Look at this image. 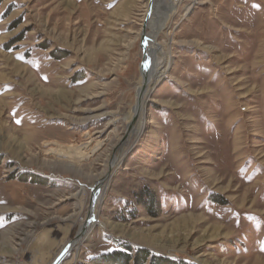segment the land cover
Here are the masks:
<instances>
[{"label":"rangeland","instance_id":"obj_1","mask_svg":"<svg viewBox=\"0 0 264 264\" xmlns=\"http://www.w3.org/2000/svg\"><path fill=\"white\" fill-rule=\"evenodd\" d=\"M147 4L1 0L0 264H51L113 161L94 208L102 224L60 264H96L123 244L264 264V0H180L157 36V59H171L150 86L142 134L111 155L138 101ZM47 224L57 230L44 243ZM17 236L21 251L3 250Z\"/></svg>","mask_w":264,"mask_h":264},{"label":"bare ground","instance_id":"obj_2","mask_svg":"<svg viewBox=\"0 0 264 264\" xmlns=\"http://www.w3.org/2000/svg\"><path fill=\"white\" fill-rule=\"evenodd\" d=\"M151 1L153 3L152 6L149 8V5L147 4L148 8L145 9V13H144L143 18H142V21H143L142 27L147 26L148 28L151 29V32H148L147 34H145L144 39H143L144 40L143 45H144L145 52L147 53L146 54L147 56L145 57V59L143 61V65H142L143 77L141 78L142 80L140 81L139 86H138V90H137L138 95H139L138 101L134 105V107L132 109V113L127 118L128 122L126 124V128H125L124 132H122L119 139L111 146L112 147L111 148L112 149L111 155H113L117 150L119 152L122 145L125 144V142L128 140V138L131 135H135V136H137V138H139L141 136L143 128H144L143 115H144L145 105H146V101L148 98L150 86L153 83H155L158 78H160L162 75H164L165 72H167L168 66L170 64L171 58L169 55L166 56L165 58H163L162 60H159L156 57V53H157V51L160 50V47H161V44L157 42V36L161 33V31L165 27L167 21L169 20V18L171 16L170 13L173 12V10H175V7L180 2V0H151ZM127 3L128 2H126L125 4H127ZM129 3H130V1H129ZM125 4H122L121 7L123 8V11L126 12ZM121 7H119V8H121ZM160 12L162 14H160ZM60 93L61 92H59V94ZM62 93H63V91H62ZM50 94L56 95V94H53L52 91H50ZM138 115L140 116V118H139L138 123L135 125L134 121ZM83 119H85V118H83ZM16 141H17V139L8 138L9 143L10 142L16 143ZM19 146L21 147V142H20ZM66 157H67V155H66ZM59 164L71 167L72 169L79 170V167L73 166L72 164H69V163H64V162L60 163L59 162ZM112 168H115V161H113L111 165L109 163L104 172H102V173H100L94 177L95 180L97 181L96 182V188L97 189L95 188V190H94V199H93V203L92 204L90 203V207H89L90 209L92 208V210H93L95 208V206L97 205V203H100V204L102 203L105 194H104V191H100V188L103 185L105 186V188H107L108 181L111 178V174L109 173V171L112 170ZM81 192L82 191L80 190V191H77L76 193L71 194V195H72V197L78 199ZM82 207H81V210H82ZM90 209L86 213L87 217L86 216H84V218L81 217L82 221L80 220V214H81L80 212L81 211L74 212L71 215H69V216H67L61 220L63 222V224H62L63 226H61V229H59L58 231L64 232L65 234L69 231L66 229L72 227L73 224L75 225V223H77V221L80 220V223H81L80 224V232H79L80 234L79 235L77 234L78 237L77 238L75 237L76 239L74 238L75 239V240L73 239L74 241L73 240L70 241L71 246L68 250V253L70 251L72 252L73 250H76L78 252L81 243L89 237V233L95 227V225L102 224L101 221L96 216H94L93 220L92 219L90 221L87 220V218L89 216L87 214H89ZM48 225H50V224L43 226L42 229H44V230H45V228L47 229ZM57 227H60V225H58ZM55 228L54 227L48 228L47 232L44 233V239H46L44 243H46V241H49L50 233L57 230ZM12 239L16 240V242ZM12 239H11L12 240V242H11V240L4 238L1 242V247L3 248V250H5V251L7 250V251L11 252L12 254L17 253V252L19 253V250H20L19 247L22 245L21 236L13 237ZM52 243L54 244V242H51L50 246H52ZM40 264H43V262H41Z\"/></svg>","mask_w":264,"mask_h":264},{"label":"trees","instance_id":"obj_3","mask_svg":"<svg viewBox=\"0 0 264 264\" xmlns=\"http://www.w3.org/2000/svg\"><path fill=\"white\" fill-rule=\"evenodd\" d=\"M1 2V0H0ZM96 264H196L183 259L153 252L144 247L133 248L129 244L94 258Z\"/></svg>","mask_w":264,"mask_h":264},{"label":"water","instance_id":"obj_4","mask_svg":"<svg viewBox=\"0 0 264 264\" xmlns=\"http://www.w3.org/2000/svg\"><path fill=\"white\" fill-rule=\"evenodd\" d=\"M145 51V50H144ZM143 65V63H142ZM93 199H94V192L92 193V197H91V204L93 203ZM88 218L87 220L90 221L91 219L93 220L94 218V209L92 210V208L90 209V212L88 214ZM77 237V235L75 236ZM71 246V242H69L60 252V254L56 257V259L51 263V264H60L65 258L69 257L68 250Z\"/></svg>","mask_w":264,"mask_h":264}]
</instances>
